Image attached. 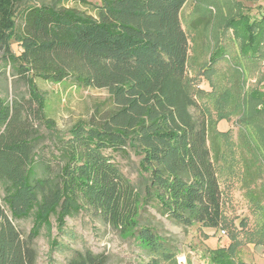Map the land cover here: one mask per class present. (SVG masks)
Wrapping results in <instances>:
<instances>
[{"label":"trees","instance_id":"obj_1","mask_svg":"<svg viewBox=\"0 0 264 264\" xmlns=\"http://www.w3.org/2000/svg\"><path fill=\"white\" fill-rule=\"evenodd\" d=\"M34 1L0 0L3 60L30 86L25 102L0 92V264H39L35 241L43 231L49 237L47 264H58L53 253L69 248L67 218L82 212L132 238L148 255L145 264H178V247L143 222L151 206L186 226H231L229 244L208 251L210 264H246L237 258L243 228L224 216L218 152L212 150L221 133L187 70L190 40L182 10L189 0ZM238 9L222 19L224 31L240 39L244 57L264 60V13L256 18ZM194 20L195 25L210 22L204 15ZM13 39L23 47L19 55L12 50ZM224 52L220 39L212 61ZM37 79L107 88L109 96L89 120L61 133L47 114ZM239 91H223L224 104L234 99V107L242 108L239 127L259 157L264 91ZM35 120L46 122L48 132H41ZM120 152L139 157L144 190L114 160L113 153ZM21 218L33 222L26 235L14 223ZM71 251L67 264L107 261L104 253L89 248Z\"/></svg>","mask_w":264,"mask_h":264},{"label":"rangeland","instance_id":"obj_2","mask_svg":"<svg viewBox=\"0 0 264 264\" xmlns=\"http://www.w3.org/2000/svg\"><path fill=\"white\" fill-rule=\"evenodd\" d=\"M26 1L28 4L35 2ZM69 5L92 11L74 1H70ZM239 7L259 18L264 13V0H189L182 10V23L190 40L187 66L189 77L195 85L198 99L206 113L210 114L212 126L221 133L216 138V145L212 143V150L213 154L218 152L214 157L224 194V216L233 221L238 229L243 228L240 234L243 244L237 258L244 260L246 264H264V149L259 157L252 153L246 135L239 127L241 124L238 118L242 114V108L234 107V99L225 105L223 98V91L226 90L234 93L238 89L241 92L245 90L248 94L253 87H258L264 91V60L244 57L240 53V39L231 30L224 31L223 28L222 19L237 12ZM200 15L210 18L206 26L194 24V19ZM21 24L19 18L18 26ZM219 38L225 55L212 61L213 53L220 45ZM11 46L17 55L23 50L15 39ZM235 65L244 71L243 75L236 72ZM36 81L45 97L47 114L55 120V128L61 133H67L78 121L89 120L96 106L109 96L107 88H79L68 81L58 84L41 79ZM201 89L204 93L199 91ZM0 92L10 99L20 98L23 102L30 97V86L6 64L1 50ZM192 110L194 111L193 108ZM222 115V119H219ZM35 125L41 132H48L46 122L35 120ZM226 131H230L229 134L226 135ZM253 133L254 131L250 136L257 145L258 136ZM113 156L133 184L144 190L145 176L140 171L139 157L133 152L113 153ZM0 194L3 195L1 191ZM142 219L144 223L153 225L163 236L169 237L178 247V264H210L208 251L211 247L206 244L209 234L230 242L228 229L231 226L223 228L225 235L221 229L206 227L201 223L186 226L163 215L153 206L143 213ZM67 221L69 232L64 235V239L69 248L53 253L58 264H67L73 253L71 249L84 248L104 253L106 264H145L148 260V255L132 238L124 237L110 224L93 215L82 212L68 217ZM14 223L25 235L33 225L29 218L15 219ZM205 228L210 229L209 234ZM260 238L263 241L254 244ZM35 245L39 252V264H47L49 237L44 231L36 239Z\"/></svg>","mask_w":264,"mask_h":264},{"label":"crops","instance_id":"obj_3","mask_svg":"<svg viewBox=\"0 0 264 264\" xmlns=\"http://www.w3.org/2000/svg\"><path fill=\"white\" fill-rule=\"evenodd\" d=\"M206 230H208V234H209V228H205ZM223 230V229H222ZM222 230H220L222 232ZM206 244L209 245L211 248H217L219 246H226L229 244V241H225V239L223 240H219L216 236L214 235H210L208 239L206 240Z\"/></svg>","mask_w":264,"mask_h":264},{"label":"built area","instance_id":"obj_4","mask_svg":"<svg viewBox=\"0 0 264 264\" xmlns=\"http://www.w3.org/2000/svg\"><path fill=\"white\" fill-rule=\"evenodd\" d=\"M222 234L225 235L226 234V231L222 230Z\"/></svg>","mask_w":264,"mask_h":264}]
</instances>
